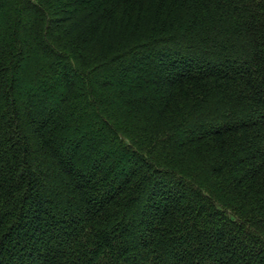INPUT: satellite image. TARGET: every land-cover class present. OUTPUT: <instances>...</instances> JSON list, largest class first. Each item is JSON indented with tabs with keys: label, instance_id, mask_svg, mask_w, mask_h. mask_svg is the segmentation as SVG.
<instances>
[{
	"label": "trees",
	"instance_id": "16d2710c",
	"mask_svg": "<svg viewBox=\"0 0 264 264\" xmlns=\"http://www.w3.org/2000/svg\"><path fill=\"white\" fill-rule=\"evenodd\" d=\"M0 264H264V0H0Z\"/></svg>",
	"mask_w": 264,
	"mask_h": 264
},
{
	"label": "rangeland",
	"instance_id": "374dc122",
	"mask_svg": "<svg viewBox=\"0 0 264 264\" xmlns=\"http://www.w3.org/2000/svg\"><path fill=\"white\" fill-rule=\"evenodd\" d=\"M130 60V59H129ZM158 62V61H157ZM27 84V83H26ZM26 84H21V85H19L18 86V90H19V96L20 97H24V96H22V95H25V93L26 92H28V93H33V91H32V89L30 88V87H28L29 85H26ZM34 90V89H33ZM57 96V95H56ZM56 96H54L53 98H54V103L56 102L57 103V98H56ZM93 138V137H92ZM90 141H92V142H94L95 143V140H94V138L93 139H90ZM65 142H67V140L65 141ZM142 207V206H141ZM138 212H139V209H138ZM144 212V209H141L140 210V217L142 216V213Z\"/></svg>",
	"mask_w": 264,
	"mask_h": 264
}]
</instances>
